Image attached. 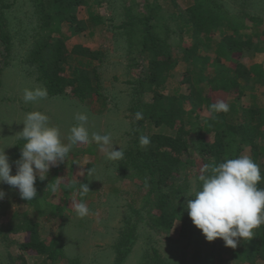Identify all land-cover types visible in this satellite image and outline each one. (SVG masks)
<instances>
[{
  "label": "rangeland",
  "instance_id": "obj_1",
  "mask_svg": "<svg viewBox=\"0 0 264 264\" xmlns=\"http://www.w3.org/2000/svg\"><path fill=\"white\" fill-rule=\"evenodd\" d=\"M2 1L4 4L9 3L10 6L8 9L0 6V33L3 22L4 29L11 38L12 52L7 58L4 51L5 45L0 37V148L7 147L5 151L12 164L11 174L16 173V166L12 159L16 145L13 144L19 142L14 135L23 129L24 116L31 111L38 110L47 114L50 117V123L59 126L66 143L70 128L77 123L76 114L86 113L88 116L86 127L89 133L108 134L111 136L114 150L119 148L123 150L131 139V133L135 128L134 123L137 121V116L133 115L132 108L130 109L133 85L128 81L143 75L148 61V58L140 55L138 50L129 53L123 30L114 26L120 25L125 19L123 8L125 0L103 2L90 0L83 6L77 7L78 17L90 25L80 33H73L69 23L59 24L61 30L67 34L68 49L77 43H82L92 49L103 51V62H99V70L106 95V107L100 100L80 103L73 97L48 95L44 99L25 103L23 99L25 88L42 87L40 82L39 84L35 82L34 76L27 75L28 67L26 66L28 47L32 44L29 35L37 33L38 30L37 14L33 9L32 0ZM126 1H128L126 5H134L135 12L142 11L145 14H148L150 4L156 7L169 6L168 0ZM218 1L233 16L247 12L261 17L259 26L262 31L264 30V0ZM193 2V0H177V11L185 10ZM89 6H92L96 14L104 20L98 27L91 26ZM46 11L50 14L54 12L51 7H47ZM166 23L171 33L172 52L178 65L173 70V79L167 81L164 92L173 93L176 83L181 82L184 77L188 76L192 81L196 80L193 72L196 66H204L205 73L216 66L215 44L209 48L202 43L200 50L201 55L204 56H191L187 50L192 47L196 33L192 35L180 33L176 17L168 16ZM217 36L220 37V35ZM57 37L58 35H54L52 38L55 40ZM232 59L230 62L223 61V64L226 67L235 66L236 61H240L247 65L263 62L264 65V41L260 45L257 40V44L251 51ZM72 65L73 58L69 60L66 68L70 69ZM130 65L133 67L130 68ZM261 84V81L252 83L241 91L238 98H236L237 93H233L230 97L228 94L214 93L211 94L212 99L215 103L221 100L228 103L231 99H235L241 107H249L253 94L259 93L261 94L259 105L263 109L264 119V87ZM182 90L188 92L187 83L183 85ZM144 97L145 101H150L151 94H145ZM209 115L207 111H202L201 119H208ZM146 126L145 132L152 133L151 128ZM161 130V128H154L153 131L155 133ZM164 130L169 132V129ZM212 139L213 134H210L208 140ZM257 143L261 150L255 162L259 165L261 175L264 177V134L258 137ZM190 144L193 152L189 159H194V162L176 176V182L183 187L181 199L185 204L189 197L184 195L192 194L198 189L197 178L204 168V163L199 156L196 136L190 137ZM253 152L251 145H247L243 148L242 154L252 158ZM117 163L118 161L107 160L105 151H101L95 142L76 144L64 163L51 167L47 178L42 181L37 200L39 210L36 208L37 203L30 204V201L21 199L17 188L0 183V190L5 193V197L0 200V264H33L36 260V263L48 264L44 261L46 256L34 258L29 254L30 256L26 258V254L21 252L16 244L18 241L20 244L29 239L28 232L23 231L24 225L27 221L34 222L37 219L39 220V237L48 245L56 241L62 249L57 262L49 264H117V252L114 245L122 235L121 230L127 222L136 226V240L122 264H141L145 253L148 251L152 253L151 247L159 250L160 260L165 264L197 263L202 258V253H198L196 246L188 244V241L181 236L180 221H176L168 233L157 232L148 225V203L153 200L152 197L146 199L148 187L138 180L117 178ZM88 169H94V172L89 175ZM57 181H59V187L53 192L50 186ZM83 181L88 184L90 190L84 198L90 213L80 218L76 215L75 203L81 200L79 182ZM48 184L49 187H47ZM12 223L15 228L20 229L17 231L11 229V231ZM240 244L233 249L225 247L221 239H216L217 250L214 253L213 264H228L229 259H239L235 255V250L244 249Z\"/></svg>",
  "mask_w": 264,
  "mask_h": 264
},
{
  "label": "trees",
  "instance_id": "obj_2",
  "mask_svg": "<svg viewBox=\"0 0 264 264\" xmlns=\"http://www.w3.org/2000/svg\"><path fill=\"white\" fill-rule=\"evenodd\" d=\"M87 1L90 0H33L38 30L35 46L27 61L36 67L38 79L47 89L48 95L73 97L80 103L100 100L105 106L107 101L99 70V62H103V51L82 43L68 49L67 34L59 26L64 22L69 23L73 33L87 29L90 25L80 19L76 12V8ZM176 1L168 0L169 6L165 7L150 4L149 12L145 14L142 11L135 12L134 5H126L128 1L125 0V19L120 25H114L123 30L129 53L138 50L140 55L148 58L143 75L128 81L133 85L130 109L133 115L140 113L141 118L136 117L131 139L123 148L124 158L118 161L116 171L117 178L138 180L148 187L146 199L153 198L148 203L147 223L150 227L157 232L168 233L175 222L180 221L181 236L188 244H194L198 253H202V258L195 264H213L216 240L206 241L202 232L193 225L184 209L185 202L181 199L183 187L176 182V176L194 162V159H189L193 152L191 136L197 138L198 152L204 167L222 162L225 157L242 155L247 145L253 148L252 160L256 161L261 150L257 139L264 134L263 109L257 99L249 107H241L235 99H231L228 112L216 113L210 110V106L215 103L211 94L224 92L232 96L237 93L238 98L250 83L261 81L264 84L263 64L255 63L250 67L240 61H236L235 66L226 67L223 64V61L230 62L232 58L251 51L257 40L261 45L264 30L259 26L261 17L247 12L233 16L218 0H193L185 10L180 11H177ZM0 6L5 8L10 4L0 0ZM47 7H51L54 12L50 14L46 11ZM88 11L92 19L91 26L101 25L103 18L96 14L92 6L88 7ZM168 16L176 17L180 33H196L192 47L187 50L189 55L203 57L200 44L204 43L209 48L215 44L216 66L206 73L204 66H196L193 71L196 80L184 77L176 83L173 93L164 92L167 81L173 79V70L178 65L170 44L171 33L166 23ZM215 30L222 33L218 40L214 37ZM0 34L8 57L11 54V38L3 22ZM53 34H58L55 40ZM71 58L73 65L68 69L66 65ZM186 83L188 92H183ZM145 94H151L150 101L144 100ZM202 111L210 114L208 119H201ZM146 125L152 133L145 132ZM154 128L162 130L154 133ZM164 129H169V132ZM210 134H213L211 141L208 140ZM141 135L150 138L149 145H140ZM22 145L23 141L19 140L14 149L13 162L19 159ZM83 182H79V186ZM257 186L264 188V179ZM37 202L32 200L30 204ZM24 227L29 239L20 242L19 247L26 258L30 255L34 258L46 256V263L57 262L62 249L56 241L48 245L39 237V222L27 221ZM123 228L122 235L114 245L117 264L123 263L136 240L135 225L127 222ZM253 232L254 236L250 240L240 241L244 249L235 250L239 259H229L228 264H264V224ZM151 249L152 253H145L141 264H165L160 260L159 250L155 247ZM22 255L24 258L25 255ZM36 261L33 264H40Z\"/></svg>",
  "mask_w": 264,
  "mask_h": 264
},
{
  "label": "clouds",
  "instance_id": "obj_3",
  "mask_svg": "<svg viewBox=\"0 0 264 264\" xmlns=\"http://www.w3.org/2000/svg\"><path fill=\"white\" fill-rule=\"evenodd\" d=\"M47 94L46 88H25L23 99L25 103L35 102L46 98ZM229 109V104L222 100L210 106V110L216 113L228 112ZM136 116L141 118L140 113ZM75 119L77 123L70 128L66 143L59 126L51 124L47 114L38 110L26 113L22 121L23 129L14 135L23 141L20 157L14 162V175L11 174L12 165L5 151L7 147L0 148V183L17 188L21 199L31 201L37 196V177L45 180L50 168L64 163L76 144L95 142L101 151H105L107 160L124 158L122 149L114 150L110 135L89 133L86 113H77ZM139 142L141 146H147L150 138L141 135ZM93 172L94 169L87 171L89 175ZM198 179L199 188L192 194L184 195L189 197L184 209L206 241L221 239L225 247L235 249L241 240H250L254 236L253 230L264 224V188L257 186L264 177L259 165L248 155L225 157L222 162L205 165ZM58 187L59 181L50 186L53 192ZM89 192L88 184L81 183V200L75 203V212L80 218L90 213L84 202ZM4 197V191L0 190V200Z\"/></svg>",
  "mask_w": 264,
  "mask_h": 264
},
{
  "label": "crops",
  "instance_id": "obj_4",
  "mask_svg": "<svg viewBox=\"0 0 264 264\" xmlns=\"http://www.w3.org/2000/svg\"><path fill=\"white\" fill-rule=\"evenodd\" d=\"M32 3H33V9H34V11H35V7H34V2H33V0H32ZM13 6V5H12ZM11 6V7H12ZM225 7V6H224ZM3 9H8V6L7 7H5V8H3ZM248 31V30H247ZM214 37L218 40L221 36H222V33H218V31L216 30V31H214ZM53 35H58V34H53ZM217 35H220V37L219 36H217ZM36 32H35V34H31V35H29V38H30V41L32 42V44L28 47V54H27V56H26V66L28 67V71H27V75H29V76H34L35 77V82H37L38 84H39V82L41 83V85H42V87L44 88V85H43V83L38 79V73H37V69H36V67L33 65V64H31V63H29L28 61H27V57H28V55H29V53L31 52V50L34 48V46H35V43H36ZM12 52V51H11ZM214 54H215V52H214ZM244 54V53H243ZM243 54H241V55H243ZM204 56V55H203ZM4 57V56H3ZM8 58V57H7ZM255 63H260V62H254V63H251L250 65H247L248 67H250L252 64H255ZM245 64V63H244ZM260 64H263V62L262 63H260ZM5 66V65H4ZM213 68V67H212ZM263 68H264V65H263ZM204 71H205V69H204ZM258 82H260V81H258ZM255 83V82H254ZM252 83H250L249 85H251ZM248 85V86H249ZM261 86H263L264 87V84L262 83L261 84ZM41 87V88H42ZM218 93H222V94H226V93H224V92H216V94H218ZM48 95V94H47ZM48 96H50V95H48ZM229 97H230V95H229ZM260 97H261V94H253V99H252V101H251V103H253L255 100L254 99H257V101L259 102V100H261L260 99ZM11 99V98H10ZM14 149H15V147H14ZM13 153H14V150H13ZM12 159H13V156H12ZM12 165V164H11ZM42 181L37 177V180H36V184H35V187H36V189H37V196L36 197H34L33 198V201H37L39 198H38V194H39V192H40V190H41V188H42ZM37 199V200H36ZM26 201V200H25ZM32 201V200H31ZM36 205H39L38 203L36 204ZM36 208H37V210H39V208H38V206H36ZM34 222H39V220L37 219L36 221H34ZM14 223V222H13ZM11 224V228H10V230L12 229V230H19V229H17V228H15V225L14 224ZM11 230V231H12ZM23 231H26V229L25 230H23ZM16 244L19 246V241L18 242H16Z\"/></svg>",
  "mask_w": 264,
  "mask_h": 264
}]
</instances>
